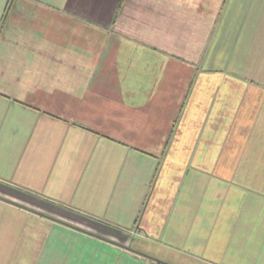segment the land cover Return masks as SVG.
Returning <instances> with one entry per match:
<instances>
[{
	"label": "crops",
	"instance_id": "crops-1",
	"mask_svg": "<svg viewBox=\"0 0 264 264\" xmlns=\"http://www.w3.org/2000/svg\"><path fill=\"white\" fill-rule=\"evenodd\" d=\"M127 237L264 264V0H0V264Z\"/></svg>",
	"mask_w": 264,
	"mask_h": 264
},
{
	"label": "rangeland",
	"instance_id": "rangeland-1",
	"mask_svg": "<svg viewBox=\"0 0 264 264\" xmlns=\"http://www.w3.org/2000/svg\"><path fill=\"white\" fill-rule=\"evenodd\" d=\"M127 238L132 248L145 254L140 264H229L227 258L224 261L223 258L220 259L219 256L210 254L209 249L205 250V253L187 249L183 244L180 245L181 240L176 241L164 237L157 240Z\"/></svg>",
	"mask_w": 264,
	"mask_h": 264
}]
</instances>
